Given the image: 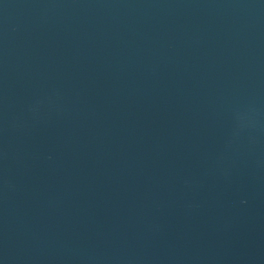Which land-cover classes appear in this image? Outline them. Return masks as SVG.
Instances as JSON below:
<instances>
[{"label":"water","instance_id":"1","mask_svg":"<svg viewBox=\"0 0 264 264\" xmlns=\"http://www.w3.org/2000/svg\"><path fill=\"white\" fill-rule=\"evenodd\" d=\"M0 264H264V0H0Z\"/></svg>","mask_w":264,"mask_h":264}]
</instances>
